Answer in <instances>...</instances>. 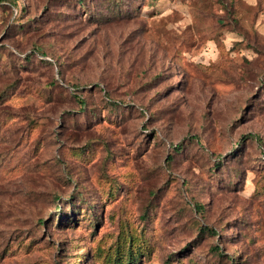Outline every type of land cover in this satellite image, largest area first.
I'll return each instance as SVG.
<instances>
[{
    "label": "rangeland",
    "instance_id": "1",
    "mask_svg": "<svg viewBox=\"0 0 264 264\" xmlns=\"http://www.w3.org/2000/svg\"><path fill=\"white\" fill-rule=\"evenodd\" d=\"M0 264H264V0H0Z\"/></svg>",
    "mask_w": 264,
    "mask_h": 264
},
{
    "label": "trees",
    "instance_id": "2",
    "mask_svg": "<svg viewBox=\"0 0 264 264\" xmlns=\"http://www.w3.org/2000/svg\"><path fill=\"white\" fill-rule=\"evenodd\" d=\"M130 261V258L128 257V259H127V263Z\"/></svg>",
    "mask_w": 264,
    "mask_h": 264
}]
</instances>
